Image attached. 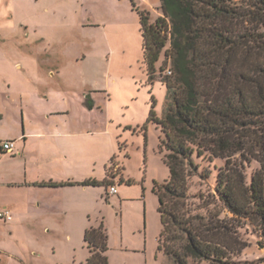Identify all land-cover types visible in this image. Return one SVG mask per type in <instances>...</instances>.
<instances>
[{
    "label": "trees",
    "instance_id": "1",
    "mask_svg": "<svg viewBox=\"0 0 264 264\" xmlns=\"http://www.w3.org/2000/svg\"><path fill=\"white\" fill-rule=\"evenodd\" d=\"M161 10L154 23L138 10L148 82L159 71L167 87L163 117L153 98L148 118L170 170L153 188L159 251L167 264H239L249 246L241 230L251 225L264 239V0H161ZM163 54L169 68L158 67ZM197 159L223 163L216 185L193 193V179L211 175ZM85 242V264H109L103 224L87 229Z\"/></svg>",
    "mask_w": 264,
    "mask_h": 264
},
{
    "label": "crops",
    "instance_id": "2",
    "mask_svg": "<svg viewBox=\"0 0 264 264\" xmlns=\"http://www.w3.org/2000/svg\"><path fill=\"white\" fill-rule=\"evenodd\" d=\"M117 1L0 0V32L14 51L10 60L0 59V211L10 213L3 220L9 229L54 212L85 221L97 211L101 187L82 183L108 177L116 184L108 163L123 135L125 100L113 106L114 84L139 77L149 90L138 10L125 0L123 31ZM96 65L105 83L96 78ZM7 141L15 143L12 152L2 147ZM111 186L104 187L109 197Z\"/></svg>",
    "mask_w": 264,
    "mask_h": 264
},
{
    "label": "rangeland",
    "instance_id": "3",
    "mask_svg": "<svg viewBox=\"0 0 264 264\" xmlns=\"http://www.w3.org/2000/svg\"><path fill=\"white\" fill-rule=\"evenodd\" d=\"M149 2L150 9L145 10L141 0L129 1L134 11L148 12L152 22L161 16V0ZM80 3L84 14V1ZM117 5L120 18L115 20H118L117 26L125 31V0H118ZM4 34L6 31L1 30L0 59L10 60L14 57V51L10 39L3 40V36H6ZM123 40L125 43V36ZM169 47L168 44L166 49ZM123 54L125 55V51ZM90 60L97 59L89 57L88 61ZM164 63L168 64L167 68L170 67V61L163 54L161 65ZM101 68L100 66L97 70L96 65V78L99 83H105L107 75L103 68L101 72ZM148 85L151 95L141 78L131 80L122 77L117 80L112 90L113 106L119 108L122 106L121 101L125 100V115H122L125 125L121 127V136L124 137H119L116 154L112 157L114 161L108 163L109 177L115 175V187L125 197L122 194L120 197H109L103 184L108 180L107 177L105 180H98L101 189L97 188V211L85 221L79 222L76 213L54 212L38 224L24 225L12 230L9 229L11 223L0 220V264H85L90 254L85 242V231L101 224L108 234L109 264H167L166 258L159 251L162 223L158 211V196L153 188L155 182L161 183L169 178L170 170L165 162L167 151L160 144L161 129L155 123L148 122L153 98L157 116L164 115L167 87L159 71L155 82H148ZM196 161L201 165V173L210 167L211 175L206 179L195 177L192 182L193 193L214 187L217 179L215 166L223 163H209L201 159ZM241 234L249 241V246L235 261L239 264H264V239L258 231L247 225L241 230ZM198 264L210 263L202 261Z\"/></svg>",
    "mask_w": 264,
    "mask_h": 264
},
{
    "label": "built area",
    "instance_id": "4",
    "mask_svg": "<svg viewBox=\"0 0 264 264\" xmlns=\"http://www.w3.org/2000/svg\"><path fill=\"white\" fill-rule=\"evenodd\" d=\"M168 74L171 75L172 72L169 70ZM2 147L6 152H12L15 147V143L13 141H7L2 144ZM116 193H117V188L115 186H111L109 188V194L114 195ZM0 219L5 221L10 220L11 219L10 213L7 210L0 211Z\"/></svg>",
    "mask_w": 264,
    "mask_h": 264
}]
</instances>
